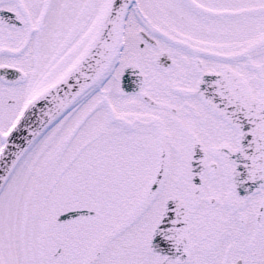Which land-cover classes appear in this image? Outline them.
Masks as SVG:
<instances>
[{"label":"snow or ice","instance_id":"snow-or-ice-1","mask_svg":"<svg viewBox=\"0 0 264 264\" xmlns=\"http://www.w3.org/2000/svg\"><path fill=\"white\" fill-rule=\"evenodd\" d=\"M0 264H264V0H0Z\"/></svg>","mask_w":264,"mask_h":264}]
</instances>
